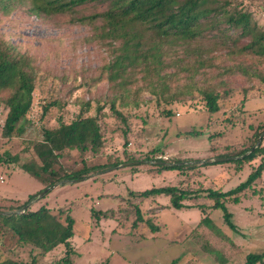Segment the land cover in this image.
<instances>
[{
  "label": "rangeland",
  "instance_id": "1",
  "mask_svg": "<svg viewBox=\"0 0 264 264\" xmlns=\"http://www.w3.org/2000/svg\"><path fill=\"white\" fill-rule=\"evenodd\" d=\"M238 1L253 10L257 20L264 25V0ZM102 11V6L87 4L73 12L38 18L29 16L22 5L15 4L9 11L0 8V40L16 45L33 60L37 69L32 106L17 125L23 130L20 136L3 135L7 109L0 96V156L19 154L22 162L31 159V143L42 139L43 127L57 126L58 118L71 121L86 101L91 102L89 114L94 115L97 101L104 104L99 124L105 143L100 154L111 160L110 156H120L121 164L133 163L128 167L118 164L91 173L78 183L59 185L43 198L31 200L29 208L36 210L45 206L54 211L69 208L74 220L72 245L76 255L71 258L73 264H170L172 261L175 264H241L247 254L264 252V172L250 191L240 195L239 202L226 201L234 225L231 229L224 222L222 210L211 208L213 202L204 190H232L252 173L249 164L238 170L228 161L208 166L197 163L191 170L157 171V162L161 161L174 164L179 160L180 164H192L209 158L213 160L217 157L210 147L215 148L216 153L242 150L251 135L248 124L264 123V96L245 103L244 108L249 114L243 123L237 118L241 96L224 102L225 87L220 86L216 71L211 68L196 78L197 84L221 91V109L210 117L202 112L203 104L196 93L194 97H181L183 99L169 105L163 101L157 103L151 88L139 81V106L122 107L121 99L115 103L116 109L127 117L125 126L109 112L108 101L116 91L110 88L106 74L98 77L102 66L111 59L110 48L93 38L94 24L79 22L81 18ZM95 24L99 25L100 21ZM200 45L207 49L213 46V41L206 38ZM185 55L182 47H175L170 58H174L176 64H181L178 62L181 59L189 64L194 61V55ZM206 56L208 54L203 55ZM210 57H214L211 63L220 70L240 63V59L229 56L225 50L212 52ZM184 74L169 82L171 90L184 83ZM223 81L228 82L227 87L232 93L246 86L240 76L227 77ZM50 102L57 105L43 113ZM167 110L172 112L170 118L165 116ZM188 131L196 134L184 136ZM212 134L215 137L210 140ZM259 137L264 145V133ZM125 152L135 154L136 159L127 161V157L122 156ZM74 154H68L70 157L63 160L65 166L77 164L72 158ZM164 186H178L193 194L199 191V198L184 201L183 204L190 208L177 210L170 207L166 196L153 199L138 196L144 190ZM43 189L37 180L17 170L15 164H0V212L19 207L29 195L36 196ZM253 189L255 193H252ZM198 204L204 205V211L195 207ZM136 205L142 212L143 222L133 226ZM91 209L106 211L113 219L102 216L96 221L90 215ZM205 216L216 226L215 232L199 224ZM149 224L157 231L153 233ZM63 256L62 246L41 255L31 245H18L11 232L0 226V261L11 259L31 264L35 258V264H63Z\"/></svg>",
  "mask_w": 264,
  "mask_h": 264
},
{
  "label": "trees",
  "instance_id": "2",
  "mask_svg": "<svg viewBox=\"0 0 264 264\" xmlns=\"http://www.w3.org/2000/svg\"><path fill=\"white\" fill-rule=\"evenodd\" d=\"M15 4L24 6L29 16L38 18L73 12L87 4L103 7L102 12L81 18L79 22L86 25L94 24L93 38L110 48L111 59L102 66L98 77L106 74L110 88L116 91L108 101L109 112L125 126L127 117L116 109L115 103L121 99L122 107L139 106L137 99L141 90L137 86L139 81L151 88V94L158 99L157 103L163 101L169 105L183 99L181 97H194L193 94L196 93L203 104L202 112L208 113L210 117L221 109L219 104L221 91H216L211 86L197 84L196 78L202 75V71L211 68L216 71L220 86L225 87L224 102L232 100L236 95L241 96L237 118L243 123H246V115L249 114L244 108L245 103L250 99L264 96V25L257 20L253 10L237 0H0V8L6 11ZM262 9L264 10V7ZM97 20L100 21L99 25L95 24ZM206 38L213 41V46L204 49L199 44ZM192 46L194 49H191ZM175 47H182L186 53L185 57L189 54L194 55V61L189 64L181 59L178 61L181 64H176L174 58H170ZM219 50H225L229 56L240 59V63L222 70L218 69L211 63L214 57L209 58V55ZM204 54L208 56L204 58ZM242 59H246L247 62H243ZM36 71L29 56L20 52L16 45L0 40V96L7 109L3 125V135L6 137L20 136L23 133L22 128L17 125L32 106ZM181 73H185L184 83L171 90L169 82L178 78ZM232 76H240L246 83L239 92L236 90L232 93L231 88L227 87L228 82L223 81ZM135 86L137 88L132 89ZM129 98L134 100L129 102ZM96 103L94 115L89 114L91 102L86 101L71 121L64 122L58 118L57 126L43 127L42 139L31 143V159L22 162L19 160V154L12 156L6 154V158L0 156V164H15L17 170L27 173L44 188L60 180L81 181L91 173L121 164L120 156H110L111 160L100 154L105 143L99 124L104 104L100 105L97 101ZM55 105L56 102H50L44 107L43 113ZM165 116L170 118L172 112L167 110ZM248 128L251 135L247 140V146L242 150L216 153L217 150L210 147L215 153L214 157H237L229 161L234 164L236 170L244 164L251 165L253 169L246 181L232 190L226 192L210 188L204 190L206 197L213 202L211 208L222 210L224 222L231 229H234V225L230 221L232 215L227 210L226 201L239 202L242 197L240 195L250 191L251 186L264 172V145L260 143L252 152L246 154L264 133V123H249ZM126 134L125 129L124 138ZM195 134L196 132L188 131L184 136L191 137ZM214 137L212 134L209 139L212 140ZM151 152L154 153V150ZM71 153L72 155L76 153L72 158H75L73 160L77 164L65 166L63 160ZM122 156L127 157V161L136 159L135 154L126 152ZM239 156L241 158H238ZM254 160H258L256 166L251 164ZM161 162L163 164L157 166L158 172L191 170L197 163L199 166L219 164L210 158L192 164H180L179 160L174 164ZM129 193L134 195L132 191ZM195 193L178 186H164L144 190L139 192L138 196L142 199L166 196L169 198L170 207L180 210L190 208L189 205L183 204L184 201L199 198V191ZM252 193H255V189ZM34 198V195H29L27 201L19 207L3 212L11 213L20 209ZM195 207L204 211V205L198 204ZM135 214L133 226L143 222L142 212L137 205ZM90 215L96 221L102 216L113 219V215L106 211L91 209ZM199 224L207 226L214 232L217 229L208 216L203 217ZM0 226L11 232L18 245H31L38 249L41 255L62 246L64 249L62 263L73 264L71 258L76 255L72 245L74 220L68 207L54 211L41 206L36 210L28 208L20 214H0ZM149 227L153 233L157 231L153 225L149 224ZM263 260L264 252L249 253L241 264H261ZM35 262L33 258L31 264ZM0 264L23 263L5 259L0 261ZM170 264H175V261Z\"/></svg>",
  "mask_w": 264,
  "mask_h": 264
},
{
  "label": "water",
  "instance_id": "3",
  "mask_svg": "<svg viewBox=\"0 0 264 264\" xmlns=\"http://www.w3.org/2000/svg\"><path fill=\"white\" fill-rule=\"evenodd\" d=\"M261 143V137L258 138L256 144L251 148V150L248 153L252 152L256 147H258ZM237 159L236 157H218V158H214L213 161L216 162V163H222V162H228V161H232V160H235ZM158 164H163L162 162H157ZM133 163H124V164H121V167H125V166H130L132 165ZM165 164V163H164ZM80 180L79 179H74V180H60L59 182H57L56 184L54 185H51L49 187H46L44 188L42 191H40L36 196H35V200L36 199H40V198H43L45 196V194L52 190L53 188L59 186V185H62V184H65V183H78ZM30 206V203L28 202L26 205H24L23 207H21L20 209L14 211V212H11V213H5V212H0V214L4 215V214H20L22 212H24L25 210H27Z\"/></svg>",
  "mask_w": 264,
  "mask_h": 264
},
{
  "label": "crops",
  "instance_id": "4",
  "mask_svg": "<svg viewBox=\"0 0 264 264\" xmlns=\"http://www.w3.org/2000/svg\"><path fill=\"white\" fill-rule=\"evenodd\" d=\"M257 110V109H256ZM259 110V109H258ZM262 112H264V110L262 111ZM257 163H258V160H254V161H252L251 162V164L253 165V166H256L257 165ZM251 166V165H250ZM252 167V166H251ZM263 174V173H262ZM262 176V175H261ZM261 178V177H260ZM259 178V179H260Z\"/></svg>",
  "mask_w": 264,
  "mask_h": 264
}]
</instances>
